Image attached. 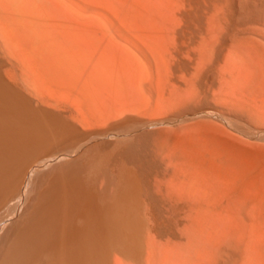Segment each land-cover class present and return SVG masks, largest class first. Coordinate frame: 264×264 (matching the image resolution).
Listing matches in <instances>:
<instances>
[{
	"label": "bare ground",
	"instance_id": "obj_1",
	"mask_svg": "<svg viewBox=\"0 0 264 264\" xmlns=\"http://www.w3.org/2000/svg\"><path fill=\"white\" fill-rule=\"evenodd\" d=\"M105 1L0 0V264H216L231 173L210 119L217 111L244 129L245 113L264 123V56L222 57L218 69L240 82L224 75L212 95L219 109L201 104L167 63L169 48L155 45L153 55L134 44L118 26L119 6ZM201 5L213 13L207 27L223 11H264V0ZM182 46L171 48L179 58ZM200 48L192 65L209 63L208 44ZM242 98L261 110H244Z\"/></svg>",
	"mask_w": 264,
	"mask_h": 264
},
{
	"label": "rangeland",
	"instance_id": "obj_2",
	"mask_svg": "<svg viewBox=\"0 0 264 264\" xmlns=\"http://www.w3.org/2000/svg\"><path fill=\"white\" fill-rule=\"evenodd\" d=\"M114 2L117 4L116 6L113 5ZM174 2H175V0H160V1H157V0H114V1L109 0L107 2V4L105 3L106 6L104 3H102V2L101 3L104 4L102 6H104L105 7L104 9H107V10H109L108 9L109 7H110V10H112L111 7L116 9V7L118 8V6H119V8L116 9L117 11L116 10L114 11L115 13H117L116 17L118 15V17H117L118 21H120V24H118V26L122 30H124L123 29L124 26L128 27L125 30L128 29L126 31V33L129 35V39L131 40L133 38L132 41L135 40L134 37H136V39H137L136 42H134V44L136 43L138 45V43H139V44H141V46L144 45L143 47H145V51L148 48H150V50L149 49L148 50L149 51L152 50L153 53L152 52L151 53L153 55H154V51H155V50H153V48L157 47L156 53L161 52L163 54L164 48H162V47L167 46L169 48L167 51L168 53L167 52L165 53L167 63L172 65V66L175 64V66H173L174 67L173 70L175 71L176 75L180 71L178 76L180 75V77H182L184 75V78L187 76L189 78V76H190L189 79L188 78L187 79L185 78V79L190 80L189 85H191L193 90L197 91V92L195 91L197 94H200V95H198L197 102H200L201 104L210 102V103H213L214 105H216L218 107L220 105V103H216L215 101H217V100H215L212 95L221 94L222 87L225 85V81H227L226 77L228 78V80H230L229 78L232 77L231 80H233V76L235 75L236 78H238V81H237L238 84L240 82L239 77H237L238 74L236 75V73H235L233 76H230L232 74L228 71V74L225 75L223 72L225 70H223V71L220 70L224 66L223 62L228 60L227 56L228 55L230 56V57L228 56L229 59L233 58L235 55L242 58V59H246V58L251 59V58L256 57V56H258V57L264 56V41L262 42V40H264V25L262 22L258 21V20H263L262 17L264 18V11L257 10L258 12L256 11V13H254L255 11L250 12V11H245V10L241 11L240 10L239 12L238 11L235 12L236 16L233 15L234 12L223 11L224 13L223 12L218 13L220 15L218 20L219 19L220 20L217 22V24H215L214 26H211V27H207V25H205L204 23L206 22V19L209 17L208 13H209V15L210 14L212 15L213 13H212V10H207L208 11L207 12L202 7V5H201L202 0H200V2H199V0H197V1L191 0L192 3L194 2V7H193V4L191 5L193 8L189 7L188 4L187 3L185 4L183 1H182L183 4H181V1H179L180 2V4H179V2H177V0H176L177 3H174ZM156 3H157V5H156ZM153 4H154V7H152ZM176 4H177V6H176ZM155 6H156V8H155ZM198 6H200V7H198ZM195 7L196 8L198 7V8L196 9ZM189 8H191V9H189ZM185 9H187V10H185ZM159 12H160V14H159ZM194 12H195V14H194ZM168 14H169V16H168ZM205 15H207V16H205ZM167 16H168V18H167ZM222 17H224V18H222ZM158 18H161V20H159ZM227 20H228V22H227ZM163 21H164V25H163ZM185 21H187V22H185ZM199 21H201V22H199ZM257 22H259V23H257ZM155 23H157V24H155ZM201 23L204 24V26ZM161 24H162V27H161ZM169 25H171V26H169ZM201 26H202V28H201ZM150 29H152V30H150ZM181 29H182L183 33L181 32ZM130 30H131V33L129 32ZM251 30H252V33H251ZM258 31L259 32L261 31L260 32L261 34ZM230 32H232V33H230ZM158 33H159V35H158ZM146 34H148V35H146ZM187 34H192V35L187 36ZM262 34H263V37L260 36ZM202 36H204V37L202 38ZM258 36H259V38H258ZM249 37H250V39H249ZM163 38H165V39H163ZM200 38H201V41H199ZM236 38L237 39L239 38L240 41L237 40ZM139 39H140V42L138 41ZM194 39H195V41H193ZM228 39H230V40H228ZM162 40H164V42H162ZM172 40H173V44H172ZM182 40H184L182 42V44L185 47L181 45ZM198 42H199V44H198ZM202 42H204V43H202ZM158 43L159 44L161 43V44L158 45ZM205 43L208 44V48H209V53H208L209 63L203 64L201 66H198V64L192 65V64H195L194 63L196 61L195 59H197V62L199 61L198 58L200 57V55H198V54H200L199 53V50L201 49L200 45L202 47ZM258 43H261V44L258 45ZM174 44L176 46L173 47ZM161 45H163V46H161ZM180 46L184 47V53L179 55L180 56V58H179L176 55H174L173 52L177 49V47H180ZM233 46H234V49H233ZM171 48H174L175 50L173 51V49H171ZM185 48L189 49V50H187L188 51L187 55H186V51H185L186 49ZM193 48H195V49H193ZM235 48L236 49L238 48L237 49L238 51ZM230 51H233V52H230ZM239 51H240V53H239ZM241 51H242V53H241ZM169 52L172 53V54H170L172 57L169 55ZM243 52H245V53H243ZM148 53H147V55H148ZM152 54H150V56L148 55V58L150 60H151ZM182 57H183V60H182ZM222 57H223V59L226 58L227 60L226 59L224 61H223V59L221 60ZM258 57H256V58H258ZM170 58H172V59L170 60ZM176 59H177V62H176ZM173 62H174V64H173ZM219 62H221V64H223V66H221L220 69H218L221 65ZM216 64H220L219 67ZM193 66H194V68H193ZM168 69L170 70V68H168ZM222 69H224V67ZM181 72H182V74H181ZM233 73H234V71H233ZM194 74H196V76ZM191 75H192V77H191ZM228 76H230V77H228ZM236 78H234V80ZM234 80L231 81V82H233L232 84L237 83V82H234ZM228 82L230 83V81H228ZM242 83H244V82H242ZM179 85L182 89L185 88L184 85H182V84H179ZM226 85H227V83H226ZM231 85H229V86L231 87ZM240 85H242V84H240ZM233 86L235 87V85H233ZM216 87L219 90H217ZM244 87H241V88L238 87L239 92L242 89L241 93L244 97H245V95L246 96L248 95V97H251L252 95L249 94L250 93L249 89L245 85H244ZM227 90L228 89H226L225 91H227ZM218 91H220V93H218ZM225 91H224V93H225ZM232 91H235V88ZM243 91H245V94ZM247 91H248V93H247ZM236 92H237V90H236ZM227 93L231 94L228 91H227ZM241 93H236V94H238L237 96L239 97V95H241ZM236 94H235V92H232V96L233 95L236 96ZM243 96H241V97H243ZM241 97H240V101H241ZM245 98H246V101L247 100L249 101V98L248 99H247V97H245ZM245 98H242V100H244V102L246 103ZM251 98H250V102H252ZM235 99L237 100L235 103H237L239 100L237 98H235ZM256 99H254L255 100V101H253L254 103L257 101ZM240 101H239V103H240ZM244 102L242 101L241 104L242 103L245 104ZM256 103H259V102L257 101ZM256 103L254 104L255 105L254 108H253V105H251V104L247 105V103H246L247 106L244 105V108H245L244 110H246L247 109L246 107L249 106L248 108L250 111H252V109L254 111L255 110L260 111L261 110L259 108L260 106L257 105V107H258L257 108ZM232 106H234V105H231L230 109ZM236 107L237 106L232 107V110L229 109L231 117H239L240 115H239L238 111H241V115L243 114L244 111L242 109H240L239 107H238L237 111L234 110V108H236ZM218 109H219V107H218ZM217 113L218 112L216 111V114ZM216 114L214 113L210 119V120H212L211 121L212 125L214 124L213 125L214 135L216 134L215 135V141L217 140L216 141L217 146L220 147V145H221V146H223L222 148H225V147L227 148V149L225 148L226 154L228 151H230V152H228L229 154H227V155H229L228 161L230 160L229 169H230V173H231L230 174V197L231 198H230V202H229L230 205H229V219H228V224H229L228 229L229 230L227 233L228 236H227L226 244L224 247L220 248V250H219V252L222 253V254H220L221 257L219 256V252L217 250V254H218L217 257L219 258V260L216 262V264H228V263L229 264H264V254H263L264 252H262V251H264V123H257L255 121H253L252 119L248 118L246 116V114L244 113L242 116H240L241 118L239 117L244 122L247 121L248 125H247V127L244 128L245 129L244 130L242 127L240 128V126H238L233 120L226 119L225 117L221 116L219 113H218V115H216ZM233 201H235V202H233ZM231 205H232V207H230ZM243 209L246 210L247 213ZM235 210H236V212H235ZM243 222H245V223H243ZM247 225H248V227H247ZM236 234H238V235L240 234V237L238 238V235H236ZM228 240H230V241L228 242ZM249 241H250V243H249ZM241 250H243V251H241ZM240 251H241V253H240ZM225 254H227V255H225ZM237 255H240V256L242 255L241 258L243 260H241L240 257ZM234 258H235V260H234Z\"/></svg>",
	"mask_w": 264,
	"mask_h": 264
}]
</instances>
